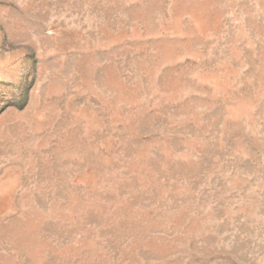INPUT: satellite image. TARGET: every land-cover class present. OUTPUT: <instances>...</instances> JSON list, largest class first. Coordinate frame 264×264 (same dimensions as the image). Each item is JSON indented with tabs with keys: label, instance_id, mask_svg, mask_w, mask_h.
I'll return each mask as SVG.
<instances>
[{
	"label": "rangeland",
	"instance_id": "1",
	"mask_svg": "<svg viewBox=\"0 0 264 264\" xmlns=\"http://www.w3.org/2000/svg\"><path fill=\"white\" fill-rule=\"evenodd\" d=\"M0 264H264V0H0Z\"/></svg>",
	"mask_w": 264,
	"mask_h": 264
}]
</instances>
